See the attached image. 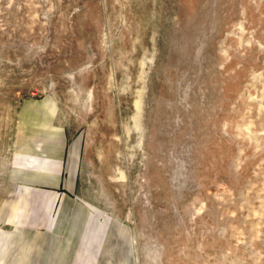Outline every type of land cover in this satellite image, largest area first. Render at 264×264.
<instances>
[{"label":"rangeland","instance_id":"obj_1","mask_svg":"<svg viewBox=\"0 0 264 264\" xmlns=\"http://www.w3.org/2000/svg\"><path fill=\"white\" fill-rule=\"evenodd\" d=\"M33 104L76 142L91 260L264 264V0H0V264L46 232L10 179L51 139Z\"/></svg>","mask_w":264,"mask_h":264},{"label":"crops","instance_id":"obj_2","mask_svg":"<svg viewBox=\"0 0 264 264\" xmlns=\"http://www.w3.org/2000/svg\"><path fill=\"white\" fill-rule=\"evenodd\" d=\"M40 105L46 109L44 112L52 111L51 106ZM37 113V105H29L23 117L26 132L35 135L46 131L51 139L43 144L40 153L33 154L34 149L25 148L38 139L30 135L23 137L19 152L21 159L10 175L19 189L14 213H24V229L44 228L46 231L41 233L43 236L35 238V259L31 258L32 252L27 251L26 262L32 264L37 257L36 264H99L96 258L91 260L90 243L79 237L90 224L91 210L80 202L77 195L76 142L72 141L70 150L69 142L59 141V128L49 126L46 119L37 120ZM38 145L42 146V143ZM66 154L68 165L65 163ZM71 161L72 166L69 165ZM62 234L65 239L60 243ZM25 239L28 241L29 237ZM21 262L25 264V260Z\"/></svg>","mask_w":264,"mask_h":264}]
</instances>
